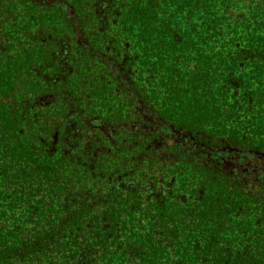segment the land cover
I'll list each match as a JSON object with an SVG mask.
<instances>
[{
  "label": "trees",
  "instance_id": "obj_1",
  "mask_svg": "<svg viewBox=\"0 0 264 264\" xmlns=\"http://www.w3.org/2000/svg\"><path fill=\"white\" fill-rule=\"evenodd\" d=\"M0 264H264V0H0Z\"/></svg>",
  "mask_w": 264,
  "mask_h": 264
}]
</instances>
